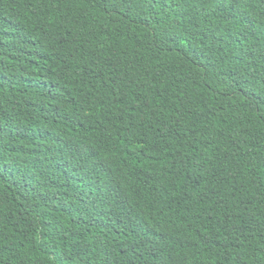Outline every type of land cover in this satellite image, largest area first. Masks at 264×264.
Here are the masks:
<instances>
[{
  "label": "trees",
  "instance_id": "trees-1",
  "mask_svg": "<svg viewBox=\"0 0 264 264\" xmlns=\"http://www.w3.org/2000/svg\"><path fill=\"white\" fill-rule=\"evenodd\" d=\"M0 264H264V0H0Z\"/></svg>",
  "mask_w": 264,
  "mask_h": 264
}]
</instances>
